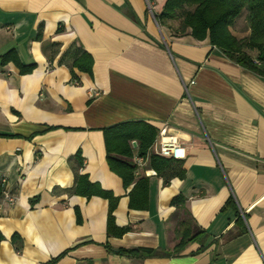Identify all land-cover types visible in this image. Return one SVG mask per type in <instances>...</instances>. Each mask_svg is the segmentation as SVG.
Masks as SVG:
<instances>
[{"label": "crops", "instance_id": "0c3cea01", "mask_svg": "<svg viewBox=\"0 0 264 264\" xmlns=\"http://www.w3.org/2000/svg\"><path fill=\"white\" fill-rule=\"evenodd\" d=\"M165 1L0 0V264L63 252L54 264H264V77L180 32L179 18L159 22ZM230 31L249 34L244 14ZM74 43L91 75L71 72ZM11 49L34 69L3 63ZM130 121L184 150L163 174L148 161L135 175L147 179L142 209L106 161L103 129ZM76 173L118 198L114 222L129 231L106 234L108 200L74 194ZM176 196L205 238L171 253L184 217ZM134 248L171 254L115 251Z\"/></svg>", "mask_w": 264, "mask_h": 264}, {"label": "trees", "instance_id": "16d2710c", "mask_svg": "<svg viewBox=\"0 0 264 264\" xmlns=\"http://www.w3.org/2000/svg\"><path fill=\"white\" fill-rule=\"evenodd\" d=\"M242 14L245 15L249 34L244 38H237L231 33L230 26ZM157 18L159 22L179 18L181 20L180 32L188 28L190 34L198 40L208 37L210 44L232 61L264 77V0H166ZM251 51L256 52L254 57L250 54ZM70 57L72 73L73 68H77L91 75L92 57L80 45L75 43L72 45ZM1 59L3 63L13 62L21 73H29L35 67L34 64L22 65L12 49L2 54ZM74 83L78 81L74 80ZM156 133V128L142 121L122 122L103 129L106 161L110 170L121 178L124 188L132 185L128 192L130 208H146L148 184L146 178L135 177V166L129 160L135 152L139 156H144L153 143ZM133 141L136 142L135 148L132 146ZM173 163H177L175 159L156 155H151L149 159L150 166L157 174H163L164 171L171 169ZM73 193L86 198L98 195L108 200L106 220L108 236H121L131 229L129 226L115 225L113 210L118 198L102 190L98 184L88 181L86 174L76 173ZM182 201L181 196H176L171 203L182 205ZM231 205L233 206L234 202L230 198L225 206ZM181 209L184 217L177 223L175 234L178 242L171 253H178L186 244L205 238V231L194 223L183 205ZM74 211L76 221L80 222L79 210L75 208ZM11 239L18 248L19 237L13 235ZM115 251L128 257L171 254L169 252L160 253L151 248L117 249ZM63 255L64 252L45 264H54ZM87 263L90 264L89 261Z\"/></svg>", "mask_w": 264, "mask_h": 264}, {"label": "built area", "instance_id": "2783aa9c", "mask_svg": "<svg viewBox=\"0 0 264 264\" xmlns=\"http://www.w3.org/2000/svg\"><path fill=\"white\" fill-rule=\"evenodd\" d=\"M151 155H156L165 158L180 159L184 156V150L182 147L177 145L175 142L170 141H156L149 147L144 156L136 155L134 157V174L139 175V170L142 169L146 162L149 161ZM147 175L155 174L152 170H147L145 172ZM1 184L5 182L4 177H0ZM4 200L9 204L14 202V198L6 192H3Z\"/></svg>", "mask_w": 264, "mask_h": 264}, {"label": "water", "instance_id": "95a60500", "mask_svg": "<svg viewBox=\"0 0 264 264\" xmlns=\"http://www.w3.org/2000/svg\"><path fill=\"white\" fill-rule=\"evenodd\" d=\"M133 145L135 146V143H133Z\"/></svg>", "mask_w": 264, "mask_h": 264}]
</instances>
